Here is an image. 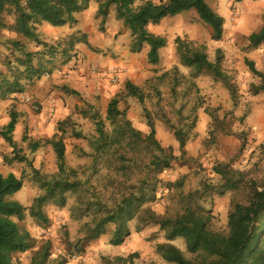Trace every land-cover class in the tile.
Listing matches in <instances>:
<instances>
[{
    "label": "trees",
    "instance_id": "16d2710c",
    "mask_svg": "<svg viewBox=\"0 0 264 264\" xmlns=\"http://www.w3.org/2000/svg\"><path fill=\"white\" fill-rule=\"evenodd\" d=\"M234 1L240 4L246 0ZM140 2L0 0V30L10 29L4 19L13 17L15 24L11 29L23 38L19 42H2L3 47L10 51V56L5 60L0 58V103L25 93L20 79L22 77H7L2 68L9 72L11 65L16 64L23 68L22 75L28 81L40 80L43 63L37 61V53L29 48L34 46L38 51L40 48L54 51L48 47L40 28L76 26L79 24L77 16L87 12L91 3L97 4V17L103 23L112 11L115 13L116 20L131 34L132 53L139 54L145 47L149 48L148 60L152 66L160 64V52L167 48V42L149 29L160 26L167 19L195 12L199 20L211 30L212 39L222 41L224 20L210 8L207 0H169L160 4ZM262 20L260 32L248 39L249 50L264 44V15ZM75 43V39H72V48ZM176 46L181 65L191 70L192 79L207 76L222 83L237 106L240 101L237 88L233 77L220 67L221 57L211 61L205 50L195 49L192 44L182 40H177ZM245 65L255 77L264 79L254 62L246 60ZM183 79L179 67L175 66L168 72L157 74L143 89L131 82L125 84L127 97L137 101L143 108L145 122L150 130L148 135L134 127L127 113L121 111L122 104L117 97L109 104L106 120L97 111L78 108L79 115L95 126V135L90 139L79 137L73 119L59 124L65 134L67 131L63 127L68 125L79 139L88 142L90 152L87 155L91 161L71 167L63 139L50 143L58 161L57 173L42 176L38 172L34 177L40 195L29 211L31 218L41 228L50 223L49 217L45 215V208L49 204L63 209L72 200L71 213L74 218L81 219L85 215L93 217V222L82 227L75 241L65 231L67 255L84 253L86 246L101 240L112 228V245L122 247L131 237L130 224L138 220L139 232L150 226L164 234L166 243L158 247V255L167 264H264V190L259 189L257 183L249 180L245 173L234 170L230 165L215 166L213 171L219 178L218 185L205 182L203 190L168 196L167 202L157 188L159 177L172 171L178 159L173 148H165L158 141L157 129L148 106H155L159 121L173 131L180 150L184 151L195 134L200 104L199 99L188 98L189 90L184 88ZM164 90L169 93L168 100ZM63 92L71 96L78 95L66 87ZM253 92L257 96L264 94V82L260 87H253ZM168 112L176 117L175 121L168 118ZM218 112L205 110L215 130L220 126L221 129L225 127L227 115L233 116L227 113L222 120ZM245 120L246 116L236 122L244 128ZM18 126L19 118L16 113H12L8 125L0 130V139L13 150L14 163L29 164V159L19 154L14 140ZM225 131L228 136L242 138V132L235 133L230 127ZM24 142L29 143L32 154L41 149L38 142L27 138ZM245 147L246 142L243 140L240 151L243 152ZM179 187L183 188L184 184L180 183ZM23 189V179L13 174L7 177L0 174V264H20L16 256L27 253L32 246L31 235L22 233L17 224V221L24 220L27 211L14 200L15 195ZM228 194L231 196L230 211L226 226H222L217 212L208 208V202L215 195L227 197ZM158 203L163 204L165 214L161 215L152 209ZM178 241L184 243L185 251L175 245ZM50 257V248L46 247L43 253L31 259L30 264H48ZM133 260L132 257H117L114 260L104 259L103 262L129 264ZM67 262L66 258H62L56 264Z\"/></svg>",
    "mask_w": 264,
    "mask_h": 264
},
{
    "label": "rangeland",
    "instance_id": "374dc122",
    "mask_svg": "<svg viewBox=\"0 0 264 264\" xmlns=\"http://www.w3.org/2000/svg\"><path fill=\"white\" fill-rule=\"evenodd\" d=\"M165 1L169 0H141L139 4L146 2L160 4ZM207 3L224 20L222 41L216 42L212 39L211 30L199 20L195 12L167 19L160 26L149 29L152 34L165 38L167 42V48L160 52L161 60L158 66L149 63V48L145 47L146 49L139 54L132 53L131 34L116 20L113 11L103 23L97 17V4L91 3L88 11L80 17L78 26L64 29H53L49 26L40 28L48 47L54 49L52 51L40 48L38 51L34 46L29 48L34 51L33 53H37V61L43 63L40 80L28 81L22 75L23 68L16 64L11 65V73L2 68L7 77L14 75L22 77L21 84L25 88L24 94L0 103V130L8 125L11 114L16 113L19 126L14 140L19 154L31 162L14 163L13 150L0 139V174L4 177L13 174L24 181V189L15 195L14 200L27 208L24 220L17 221V224L22 233L31 235L32 246L27 253L16 256L20 264H30L31 259L43 253L46 247L50 248L51 254L48 264H56L62 258H66L67 264H104V259L114 260L117 257L125 259L132 257L133 263L129 264H167L158 255V247L166 243L164 234L158 228L150 226L139 232L138 220L130 224L131 237L122 247L112 245L114 237L112 228L101 240L86 246L84 253L69 256L64 239L65 231H68L71 240L75 241L82 227L93 222V217L85 215L81 219L74 218L71 213L74 204L72 200L69 201V206L63 209L49 204L45 208V215L49 217L50 223L47 227L41 228L31 218L29 209L40 195V189L34 182L37 173L42 176L57 173L58 161L50 143L56 139H63L71 167L75 168L91 161L87 155L90 152L88 142L79 139L68 125L63 127L67 133L62 132L60 123L73 119L79 137L86 136L90 139L95 135V126L90 120L79 115L78 108L97 111L101 118L106 120L109 104L117 97L122 104L121 111L127 113L134 127L148 135L150 130L145 122L143 108L137 101L127 97L125 84L131 82L143 89L156 78L157 74L168 72L175 66L179 67L184 77V88L189 90L188 98L199 99L200 108L195 134L185 150L181 151L173 131L159 121L160 116L155 113V106H148L157 129L158 141L165 148H173L178 159L174 169L161 175L157 183V188L165 197V201L167 202L168 196L203 190L206 187L205 182L218 185L219 178L213 171L215 166L230 165L234 170L245 173L249 180L257 183L259 189L264 190V94L257 96L253 92V87H260L264 79L255 77L245 65L246 60L254 62L264 75V44L253 50L248 49L249 37L259 33L263 26L264 0L259 2L246 0L240 4L234 0H207ZM4 22L10 29L0 30L2 60L10 56V51L3 47L2 42L23 41V38L11 29L15 24L14 18L8 17ZM72 39L79 43L73 48L70 44ZM177 40L192 44L195 49L205 50L211 61L222 58L220 67L233 77V83L237 88L240 100L237 106L222 83L215 82L207 76L192 79L191 70L181 65L177 55ZM81 58L83 60L91 58L105 66L97 67L98 70L92 69L97 71L95 75L90 74L93 79L110 81L105 74L108 73L109 67L121 72L117 84L110 82L111 86L105 85L110 86L113 91L94 90L95 88L89 85L88 91L76 90L74 82L85 78L81 76L82 74L73 73L78 72L77 67L82 65L76 64ZM108 64L111 66H107ZM65 69L69 72L65 73ZM69 80H72L74 87L64 83ZM65 87L72 92L76 91L78 95L64 93ZM164 93L168 100V91L164 90ZM22 97L31 99L34 105L27 104ZM206 109L219 111L222 120L227 113L233 116L227 115L225 127L221 129L220 126L215 130L205 114ZM167 116L173 121L176 120L169 112ZM244 116L246 120L243 128L236 121H240ZM228 127L235 133L242 132V138L228 136L225 131ZM26 138L41 144V149L36 154H32L29 143L24 142ZM242 139L246 142L243 152L240 151ZM180 183L184 184L183 188L179 187ZM212 198L208 202V208L217 212L221 225L226 226L231 196L215 195ZM152 209L161 215L165 214L162 203L152 206ZM175 245L185 251L182 241Z\"/></svg>",
    "mask_w": 264,
    "mask_h": 264
},
{
    "label": "crops",
    "instance_id": "0c3cea01",
    "mask_svg": "<svg viewBox=\"0 0 264 264\" xmlns=\"http://www.w3.org/2000/svg\"><path fill=\"white\" fill-rule=\"evenodd\" d=\"M82 16V14L78 15L77 18L79 20V24L80 25V17ZM76 25V26H78ZM69 27V26H68ZM74 27V26H73ZM66 28V27H65ZM59 29H64V28H59ZM79 43L76 42L75 45H78ZM74 45V46H75ZM88 45V44H87ZM86 54V53H85ZM87 57H90L89 54H86ZM82 59V58H81ZM80 59V63L82 65H80L79 67H77V70L78 72H73V73H76V74H82L81 76H84L85 78L83 80H79L77 82H74V84L76 85L75 88L76 90H80L81 92H85V91H88L87 90V87L88 85L90 87H93L95 88L94 90H105V92L108 90V89H111V83L110 81H108V79H105V81L103 80H96V79H93L91 77L90 74H93L95 75L97 73V71H92L93 70H98L97 67H105V66H102L101 64H99L100 62L99 61H96V60H92L91 58H88L87 60H81ZM110 64H108L107 66H109ZM111 66V65H110ZM113 68L109 67L108 68V71L112 70ZM69 72L67 69H65V73ZM66 77V76H65ZM64 77V78H65ZM91 78V79H90ZM74 78H72L73 80ZM72 80H69V81H65L64 83L65 84H69L70 86L74 87L73 84H72ZM77 80V79H76ZM110 85V86H105V85ZM113 86V85H112ZM111 91H113L111 89ZM79 92V91H78ZM98 95V94H97Z\"/></svg>",
    "mask_w": 264,
    "mask_h": 264
},
{
    "label": "built area",
    "instance_id": "2783aa9c",
    "mask_svg": "<svg viewBox=\"0 0 264 264\" xmlns=\"http://www.w3.org/2000/svg\"><path fill=\"white\" fill-rule=\"evenodd\" d=\"M76 64L80 65V61H76ZM107 74L106 77L109 78L110 82L112 84H117L119 78L121 77V72L116 70V69H112L110 71H108V73H105ZM23 101H25L27 104H30V105H34V103L31 101V99L27 98V97H22ZM54 112V110H52Z\"/></svg>",
    "mask_w": 264,
    "mask_h": 264
}]
</instances>
